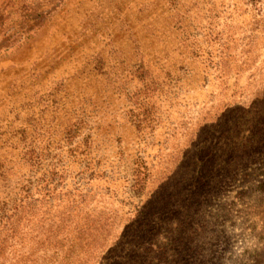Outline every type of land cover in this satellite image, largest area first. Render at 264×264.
<instances>
[{
    "label": "rangeland",
    "instance_id": "1",
    "mask_svg": "<svg viewBox=\"0 0 264 264\" xmlns=\"http://www.w3.org/2000/svg\"><path fill=\"white\" fill-rule=\"evenodd\" d=\"M0 264H264V0H0Z\"/></svg>",
    "mask_w": 264,
    "mask_h": 264
}]
</instances>
